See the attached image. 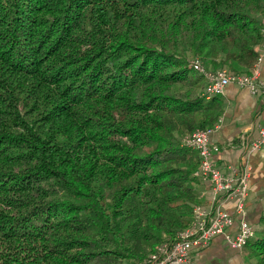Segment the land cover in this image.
Wrapping results in <instances>:
<instances>
[{
    "label": "trees",
    "instance_id": "16d2710c",
    "mask_svg": "<svg viewBox=\"0 0 264 264\" xmlns=\"http://www.w3.org/2000/svg\"><path fill=\"white\" fill-rule=\"evenodd\" d=\"M264 0H0V264H144L208 198L184 143L249 72ZM241 264H264V198Z\"/></svg>",
    "mask_w": 264,
    "mask_h": 264
},
{
    "label": "built area",
    "instance_id": "2783aa9c",
    "mask_svg": "<svg viewBox=\"0 0 264 264\" xmlns=\"http://www.w3.org/2000/svg\"><path fill=\"white\" fill-rule=\"evenodd\" d=\"M260 33L258 56L249 72L231 71L224 67L206 69L198 58L192 60L193 68L203 75V94L207 97L220 95L227 85H236L246 88L251 94L264 95V76L260 70L264 56V16ZM220 125L221 120H217L211 125L197 127L184 138V143L198 153L195 174L208 182L209 196L205 202L193 206L188 226L179 230L173 240L160 243L144 264H192L196 251L209 245L217 235H222L230 247L239 250L253 236L254 227L244 217L250 190V167L242 164L223 170L219 166L215 155L219 147L212 136ZM244 144L250 151L264 148V123L258 124L256 137ZM227 202L233 204L234 213L225 207ZM234 214L238 217L236 225Z\"/></svg>",
    "mask_w": 264,
    "mask_h": 264
},
{
    "label": "crops",
    "instance_id": "0c3cea01",
    "mask_svg": "<svg viewBox=\"0 0 264 264\" xmlns=\"http://www.w3.org/2000/svg\"><path fill=\"white\" fill-rule=\"evenodd\" d=\"M260 70L264 76V56ZM218 101L220 111L216 121L221 120V125L212 136L219 147L216 160L223 170L249 165L250 190L244 217L255 227L264 198V148L250 151L244 142L256 137L258 124L264 123V95L251 94L246 88L227 85L224 92L218 95ZM225 207L234 213L231 202H227ZM234 217L236 225L238 217L235 214ZM242 262L243 249L230 247L222 235H217L209 245L196 251L192 264Z\"/></svg>",
    "mask_w": 264,
    "mask_h": 264
},
{
    "label": "rangeland",
    "instance_id": "374dc122",
    "mask_svg": "<svg viewBox=\"0 0 264 264\" xmlns=\"http://www.w3.org/2000/svg\"><path fill=\"white\" fill-rule=\"evenodd\" d=\"M189 134V133H188ZM195 253V251L193 250V252H192V254H194Z\"/></svg>",
    "mask_w": 264,
    "mask_h": 264
}]
</instances>
